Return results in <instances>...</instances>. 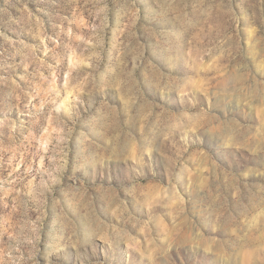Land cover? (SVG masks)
Here are the masks:
<instances>
[{
    "label": "rangeland",
    "instance_id": "obj_1",
    "mask_svg": "<svg viewBox=\"0 0 264 264\" xmlns=\"http://www.w3.org/2000/svg\"><path fill=\"white\" fill-rule=\"evenodd\" d=\"M0 264H264V0H0Z\"/></svg>",
    "mask_w": 264,
    "mask_h": 264
}]
</instances>
